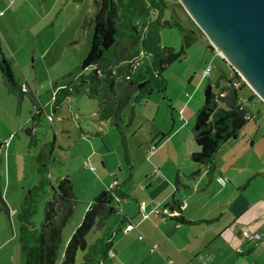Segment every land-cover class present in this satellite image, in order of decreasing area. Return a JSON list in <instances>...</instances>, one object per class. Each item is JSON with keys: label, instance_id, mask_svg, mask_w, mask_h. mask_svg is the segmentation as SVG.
Masks as SVG:
<instances>
[{"label": "rangeland", "instance_id": "rangeland-1", "mask_svg": "<svg viewBox=\"0 0 264 264\" xmlns=\"http://www.w3.org/2000/svg\"><path fill=\"white\" fill-rule=\"evenodd\" d=\"M167 1L181 5L178 0ZM184 11V8L178 9V14L182 18L185 17ZM94 13L93 0L83 2L0 0L1 48L14 76L29 91L22 101L9 94L0 73V144L3 145L0 146V194L9 206L11 214L13 209H17L18 214L14 215L13 221L18 227L23 200L29 191L39 184L36 156L42 147L49 146L53 149L54 159L50 165L52 183L57 185L61 179L68 177L74 184V192L78 199L74 216L64 229L65 238L77 223L76 220L79 219L77 226L82 222L84 213L81 214L82 212L79 211L82 208L87 209V204L105 188L102 177L108 178L109 183L113 184L115 176L119 178L122 175L117 163L120 159L123 161L125 149L114 127L104 121L101 126H97V130L102 132V137L91 140L81 135L79 125L92 132V129L95 130L93 124L97 119L91 114L95 110L89 107L90 100L85 95L61 100L57 103L56 110L52 109L55 100V97H52L53 89L61 87L62 90L71 86L75 77L82 72L80 65L87 57L92 42ZM163 16L166 20L173 21L171 9L165 10ZM161 43L164 47L178 50L182 44L178 29L173 27L162 30ZM205 48L204 43L199 40L187 51L184 59L169 66L163 73L165 91L154 88L150 98H143L142 102L135 106L138 114L130 126L129 140L133 160L139 154V143H142L140 150L143 151L148 142L149 147H155L172 134V131L165 132L167 129L171 130L170 116L171 114L177 116L179 108L187 100L186 95L192 96L187 111L191 121L187 126L188 131L182 130L179 136L184 139L190 138L196 113L204 104L206 84L209 80L215 84L217 77V72L214 71L210 76L202 79L203 69L211 64L210 56L206 61L200 57L204 54ZM220 58L223 59L218 54L212 65L218 64ZM146 61L151 63L148 57ZM84 72L88 73L89 70ZM62 94L60 91L59 95L63 98ZM31 95L36 96V101L43 110L46 109V113L39 121L35 119L39 111L34 107ZM253 96L257 98L254 92ZM148 100L150 102L147 105L145 102ZM256 104L262 111L258 117L262 121L264 102L259 98ZM257 108L253 104V109ZM184 117L186 119L185 114ZM251 124L250 121L246 126ZM26 127H29L31 132L35 129L36 134L26 133ZM131 133H134L133 138ZM33 140H38L37 145L32 143ZM7 142H9L8 146L12 143L10 152L8 147H4ZM93 142L101 154H91L95 150ZM168 150V146L159 149L157 156L161 152L165 154ZM101 159L105 161L104 167ZM123 163L127 168L125 160ZM112 171L116 174H112ZM142 172V167L137 168V175ZM134 182L137 183L135 178L130 181L126 189L130 187L134 192L137 189L136 186L134 187ZM37 199V212L31 222L38 229L44 217L46 204L51 199V190L41 194ZM120 203H128V201L122 200ZM0 216L5 218L7 223L9 222L1 202ZM100 234L97 232L88 236L89 246L96 243ZM66 244L67 242L61 244L60 256L56 264H61ZM83 257L84 252H79L76 264H81ZM23 259L25 260L24 254Z\"/></svg>", "mask_w": 264, "mask_h": 264}, {"label": "trees", "instance_id": "trees-1", "mask_svg": "<svg viewBox=\"0 0 264 264\" xmlns=\"http://www.w3.org/2000/svg\"><path fill=\"white\" fill-rule=\"evenodd\" d=\"M93 7V37L89 53L80 65L82 72L71 86L60 90L63 98L58 93L53 104L56 106L71 96L85 95L90 100L89 107L95 110V122H108L122 132L130 124L134 106L141 99L150 97L154 88L165 91L163 73L166 69L184 59L187 51L199 40L206 47L209 42L186 11L184 18L179 16L178 9H183L179 3L167 0H93ZM167 9L173 11V21L164 18ZM173 27L182 37L178 50L164 47L161 43V31ZM147 57L151 63L146 61ZM219 65L215 69V84L210 80L206 84L204 104L196 113L192 139L199 151L191 154L194 163L214 161L223 145L236 139L241 129L252 120L250 116L253 117L252 108L246 103L250 100L245 97L252 90L224 59L219 61ZM210 67L209 75L213 72V67ZM85 70L89 72L85 73ZM0 73L8 93L22 101L29 91H22L23 86L14 76L1 48V40ZM140 84H143L141 88L138 87ZM31 99L36 110L41 111L36 96L31 95ZM26 133L31 135L27 130ZM91 136L102 137V133L96 131ZM32 143L36 145V140ZM53 156V149L49 146L39 150L36 156L39 184L24 198L19 213V244L25 264L57 263L64 229L75 213L78 199L73 182L65 177L57 185L52 183L50 165ZM48 190H51V199L37 229L31 222L37 212V197ZM127 197H130L127 192L114 184L87 204L82 222L67 241L61 264H76L79 252H84L81 264H105L109 261L114 235L128 222L125 216L122 219L118 205L120 199ZM0 202L9 216V207L1 194ZM173 206L178 207L175 200L168 205L171 209ZM112 219L114 221L109 226ZM173 220L184 225L192 224L180 215ZM97 232L101 236L89 246L88 236Z\"/></svg>", "mask_w": 264, "mask_h": 264}, {"label": "crops", "instance_id": "crops-1", "mask_svg": "<svg viewBox=\"0 0 264 264\" xmlns=\"http://www.w3.org/2000/svg\"><path fill=\"white\" fill-rule=\"evenodd\" d=\"M208 56L211 57V64L207 66H212L213 72H216L215 69L220 65L212 64L218 53L211 52L207 46L200 57L206 61ZM60 90L61 87L53 89L52 97L58 96ZM186 97L177 116H170L171 130L165 132L172 131V134L167 133L168 138L156 145L151 155L148 154L152 148L149 142L143 151L140 150L142 143H139V154L134 160L130 153V126L138 114L135 106L143 99L134 106L130 124L122 132L118 131L125 149L123 161L128 167L120 159L117 166L122 175L119 178L115 176L113 184L109 183L108 178L102 177L101 180L105 188L115 184L127 192L130 197L120 199L118 205L122 219L125 216L137 228L125 231L129 223L123 226L120 224L121 230L114 235L109 261L105 264H264V119H258L262 112L256 104L259 97L255 98L252 92L246 93L245 97L250 100L246 103L251 106L253 113L252 124H246L236 139L225 143L211 163H194L191 154L199 149L192 139V133L189 138L192 142L179 136L182 130L188 131L187 126L191 121L187 111L192 96ZM149 102L145 103L148 105ZM253 104L257 109H253ZM40 108L35 118L38 121L46 113V109ZM52 109L56 110V106ZM92 115L96 116V113ZM101 123L93 124V133L99 131L97 126H101ZM79 129L82 137L96 139L81 124ZM26 130L32 135L36 134L35 129L31 132L26 127ZM133 135L131 133V138ZM8 144L4 147H8L10 152L12 143L10 146ZM92 145L95 148L94 142ZM165 146L169 150L157 156L159 149ZM91 154L99 155L101 152L95 148ZM101 161L104 167V159ZM139 165L143 172L137 175ZM134 178L137 180V183L134 182L137 189L133 192L130 187L126 189V186ZM122 200L128 203H120ZM174 200L178 207L173 208L184 206L180 216L192 224H180L160 213L164 207L172 211L168 205ZM132 202L135 204H130ZM143 202L147 205L146 217L140 212V204ZM85 211L86 208H82L79 212L83 214ZM12 212L8 216V223L0 216V264L25 263L19 244V227L13 221L18 211L13 209ZM76 222L71 232L75 230L79 219ZM71 232L66 238L63 235L62 243L69 240ZM245 232L260 233L262 238L247 242ZM141 235L142 240L139 239ZM154 247L156 249L152 251Z\"/></svg>", "mask_w": 264, "mask_h": 264}, {"label": "water", "instance_id": "water-1", "mask_svg": "<svg viewBox=\"0 0 264 264\" xmlns=\"http://www.w3.org/2000/svg\"><path fill=\"white\" fill-rule=\"evenodd\" d=\"M178 1L207 37L208 49L264 102V0Z\"/></svg>", "mask_w": 264, "mask_h": 264}, {"label": "built area", "instance_id": "built-area-1", "mask_svg": "<svg viewBox=\"0 0 264 264\" xmlns=\"http://www.w3.org/2000/svg\"><path fill=\"white\" fill-rule=\"evenodd\" d=\"M210 71H211V67H210V66L206 67V68L202 71L203 76H207V75H209ZM22 91H23V92H28V89H27L25 86H23ZM250 118L253 119V117H251V116H250ZM50 119H51V117H50ZM154 151H155V147H152V148L149 150L148 154L151 155ZM93 169H94V168L92 167V170H93ZM182 208H184V206H181V207H179L178 209H173V210L171 211V210H169L168 208L164 207V208L160 209V213H161L162 215H164V216H168V217H171V218H176V217H178V216L180 215V210H181ZM146 210H147V205H146V203H145V202L141 203V204H140V212H141V214H142L144 217H146ZM136 228H137L136 225H134V224H132V223H129V224L126 226L125 231L133 230V229H136ZM244 235H245V238H246L247 242L257 241V240H260V239L262 238V235H261L260 233H257V232H256V233H251V234L245 232ZM139 239H143V237L140 236ZM155 249H156V247L152 248V251H154ZM240 252H242V251H240Z\"/></svg>", "mask_w": 264, "mask_h": 264}]
</instances>
